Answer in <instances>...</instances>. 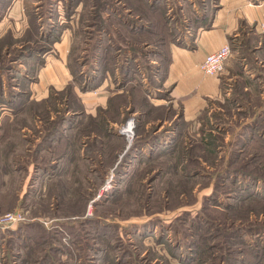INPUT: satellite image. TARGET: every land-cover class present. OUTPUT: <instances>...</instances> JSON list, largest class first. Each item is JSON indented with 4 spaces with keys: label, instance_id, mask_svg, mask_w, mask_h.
Returning <instances> with one entry per match:
<instances>
[{
    "label": "rangeland",
    "instance_id": "rangeland-1",
    "mask_svg": "<svg viewBox=\"0 0 264 264\" xmlns=\"http://www.w3.org/2000/svg\"><path fill=\"white\" fill-rule=\"evenodd\" d=\"M10 1H0V17ZM38 1L20 0L25 20ZM49 1L40 3L49 9L53 41H27L19 23L10 30L14 38L0 41V219L17 211L26 219L15 235L0 237V264H22L26 251L47 252L38 262L45 264L254 263L255 251H264V49L259 79L223 77L221 94L194 121L124 90L114 96L123 105L112 125L104 109L85 114L78 93L103 81L117 90L115 70L121 75L137 50L159 47L128 37L129 1L104 0L111 6L101 12L95 3L102 0ZM64 36L73 85L34 105L29 82ZM141 55L136 81L139 71L148 79L143 65L157 59ZM53 120L59 143L45 144ZM121 127L131 130L126 137ZM103 130L119 139L107 140ZM32 223L47 234L29 239L20 228ZM61 223L73 224V235Z\"/></svg>",
    "mask_w": 264,
    "mask_h": 264
},
{
    "label": "crops",
    "instance_id": "crops-1",
    "mask_svg": "<svg viewBox=\"0 0 264 264\" xmlns=\"http://www.w3.org/2000/svg\"><path fill=\"white\" fill-rule=\"evenodd\" d=\"M176 2L180 8L183 24L174 26L176 31L174 39L158 49L162 54L163 66L159 59L150 61V64L154 65L158 61L160 63V70L153 77L155 86L150 87L148 79L141 71H139L140 79L136 81L137 75L132 74L133 71L128 67L125 69L126 72L128 71V81L123 84L126 79V76H123L125 72L119 75L117 68L114 73L119 81L117 90L115 88L112 89L113 91L108 90L106 81H103L94 91L78 93L79 105L85 114L95 117L97 109H107L110 99L124 90H129V94L133 92L149 97L150 101H147V98L146 101L153 107L167 106L169 109L168 106L171 105L172 109H177L180 119L190 122L197 119L210 102L219 97L222 92L223 77H231L234 74L250 80L249 82L259 79L261 74L258 67L263 68L261 53L264 49V33L259 30L258 24L264 19V0H177ZM195 17L198 20L193 21ZM133 18L139 17L134 15ZM184 22L188 26L184 25ZM18 23L22 26L23 32L27 22L20 0H15L7 10V15L0 17V36L8 30H14L13 24ZM146 25V22L143 25L134 24L133 27L129 25L125 29L131 33H128V37L134 35L143 37L144 34L137 32L136 28ZM123 36L126 40L124 33ZM224 43H229L232 49L224 71L218 77L203 76L197 69L198 65L207 54ZM69 47L70 41L66 36L54 42L52 49L45 55L43 66L35 73L28 85L30 100L45 101L50 95L56 96L57 93L70 90V86L73 85V74L69 67ZM246 50L251 51L250 55L242 54ZM119 51L120 47L117 53H120ZM131 59L132 63L137 62L135 56V60ZM247 88L248 85L244 84V90ZM73 92L76 94V91ZM111 124L116 123L111 122ZM118 132L127 136L122 127ZM261 256V264H264V251Z\"/></svg>",
    "mask_w": 264,
    "mask_h": 264
},
{
    "label": "trees",
    "instance_id": "trees-1",
    "mask_svg": "<svg viewBox=\"0 0 264 264\" xmlns=\"http://www.w3.org/2000/svg\"><path fill=\"white\" fill-rule=\"evenodd\" d=\"M12 1L13 0H11L8 5H10ZM40 1H38V5H37L36 9H34L31 13H28L26 15L27 16L26 17L27 26L24 30V37L27 41H30V40L33 41V38H35L36 40L44 39L45 42L49 43V41H53V38L51 37L52 34L48 31L49 30L48 27H45V25H47L51 21L50 20L51 18H50V16H48L49 9L47 10V13H45L46 9H44L43 5L41 6L42 3H40ZM126 1H129V3L131 4L129 6L130 7L129 12L132 13L133 16L136 15L139 18H133L131 23L123 24V25L127 28L129 25H132V27H133L134 24L143 25L146 22L147 23L146 27H140L142 29L136 28V30H138L137 32L140 31V33L144 34V36L142 38L145 39L144 41L146 43H151L154 46H157L159 48H163L171 40L174 39L175 34H176L174 26H176V25L179 26V25L183 24V22H181L182 18L180 15V8L176 2L177 0H126ZM106 2L107 1H104V0L98 1L97 3H95V7L100 9L99 11L101 12L102 9L103 10L106 9L107 5H110L109 3H106ZM48 4H49V6H51V3L49 0H48ZM105 4H107V5L105 6ZM40 10H42V12H40ZM101 19H103V17H101ZM196 20H198V18L195 17L193 21H196ZM127 21L129 22V18L127 19ZM188 24H190V23H188ZM184 25H187V23L184 22ZM7 34H8L7 36L5 35L4 37L0 38V41H2L3 39L5 40L6 37H8L9 39L14 38V36L10 30H8ZM96 48H97V46H95V49ZM46 51L47 50H45V47H43V46H41V48L39 49V52H42V53L46 52ZM140 54H142L141 55L142 60H146L148 58V56H157V59L162 61V66L164 64L163 60L161 59L162 54L158 49L155 50V53L150 52V50L149 51L137 50L135 52V54H132L133 56H132L131 60L134 59V56H135V58L137 56V58L139 59ZM30 56H32V55H30ZM16 61L17 60H14L13 62H16ZM139 63H141V62H139ZM142 63L144 64V61H142ZM135 67H136V64L132 63V61H131V64L128 66V69L130 68L132 71L133 70L136 71L137 67L136 68ZM143 67H145V69L147 70L146 72L148 74V79H150L151 76H154V74H153L154 70L153 69H156V73H158L160 70L159 67H155V66L150 65V64H147L145 66L143 65ZM126 68H127V66L125 65V67L121 69L123 71L122 74L125 72V75H123V76H126V79L123 82V84H125L128 81L127 78L129 76L127 73L128 71L126 72V70H125ZM152 79H153V77H152ZM48 100H51V101L54 100L55 101V96L50 95L49 98L47 99V101ZM47 101H40V103L45 104ZM32 104L39 105V102L33 101ZM122 105L123 104L120 102L118 103L117 99H115L114 97L112 99H110L108 108L103 111L106 117H108L109 113H112L111 118L109 117L107 119L108 123L109 122H117L116 121L118 119L117 115H118ZM48 125L49 126H47V127H49L50 129L44 133L42 140H43V142L47 141V143H45V144H48V143L55 144L57 141V139L55 137V135H56L55 121L53 120L52 122L48 123ZM129 126H131V123L128 122V127ZM127 130H130V129H126L124 131H127ZM102 132H103V137L106 138L107 140L116 141V139H119V138L111 135L108 131L103 130ZM259 136L262 137L261 135H259ZM59 138L61 139V137H59ZM58 143H59V141L56 144H58ZM263 143H264V140H263ZM132 144L133 145L130 147V149H129V151H127V153L131 152L130 151L131 148L133 150L136 147V143H132ZM54 148H55L54 152L56 153V147H54ZM57 158H59V157H57ZM256 178H258V177H256ZM262 182H264V180ZM262 184H264V183H262ZM86 221H94V219L93 220L89 219ZM61 226H63L70 233V235H73V231H74V225L73 224L61 223ZM23 229H24V233L26 235L29 234V236L27 235V237L29 239H31L32 236L35 234H39L38 239L42 235L47 234V231L37 223H32V224L27 225V227L22 228V229L20 228V230H23ZM70 230H71V232H70ZM17 232H18V230L17 229L14 230V228H13L11 230H8L5 233H0V237H5L7 235L12 237ZM38 239H34V240L38 241ZM124 252H123V255L126 253V252L125 253ZM261 253H262V251H255L254 263H252V264H261V258H262ZM25 254H26L27 259H24L22 264H33L36 262L37 259H39L41 257L40 251H26ZM17 255H19V254H17ZM37 256H40V257L38 258ZM29 261H31V263ZM217 262L218 263H216V264H229V259H226V258L220 259V257H219ZM16 263H17V261H16Z\"/></svg>",
    "mask_w": 264,
    "mask_h": 264
},
{
    "label": "built area",
    "instance_id": "built-area-1",
    "mask_svg": "<svg viewBox=\"0 0 264 264\" xmlns=\"http://www.w3.org/2000/svg\"><path fill=\"white\" fill-rule=\"evenodd\" d=\"M259 30L264 33V19L258 24ZM232 49L229 43H224L213 52L207 54L198 65L199 72L206 77H218L224 71L225 64L230 59ZM25 215L21 212H12L0 219V231L6 232L24 222Z\"/></svg>",
    "mask_w": 264,
    "mask_h": 264
},
{
    "label": "flooded vegetation",
    "instance_id": "flooded-vegetation-1",
    "mask_svg": "<svg viewBox=\"0 0 264 264\" xmlns=\"http://www.w3.org/2000/svg\"><path fill=\"white\" fill-rule=\"evenodd\" d=\"M45 168V167H44ZM18 226V225H17ZM13 229V228H12ZM11 230V229H10ZM7 232V231H6ZM0 233H4V232H1L0 231ZM49 253H50V251H48ZM42 257H40L39 259H37L36 260V262L34 263V264H37L39 261H42V260H47L49 257V255H48V253L46 252L45 254H43V255H41ZM11 264H17L15 261H13ZM38 264H45L44 262H40V263H38ZM53 264H55V263H53ZM61 264H63V263H61Z\"/></svg>",
    "mask_w": 264,
    "mask_h": 264
}]
</instances>
